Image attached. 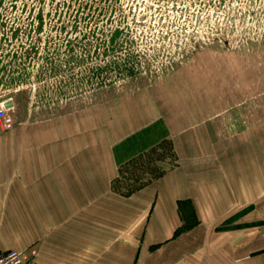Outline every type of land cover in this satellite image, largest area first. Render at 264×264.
<instances>
[{
  "label": "rangeland",
  "instance_id": "obj_1",
  "mask_svg": "<svg viewBox=\"0 0 264 264\" xmlns=\"http://www.w3.org/2000/svg\"><path fill=\"white\" fill-rule=\"evenodd\" d=\"M15 94L34 121L79 106L109 112L112 100L117 126L156 118L115 148L122 195L180 164L179 133L213 154L256 156L264 169V0H0V100ZM8 115L0 143L28 136ZM6 142L15 156L19 144ZM214 161L213 176L238 165ZM0 205V234L13 240L17 229L21 240L16 220L29 210ZM194 213L185 206V220Z\"/></svg>",
  "mask_w": 264,
  "mask_h": 264
},
{
  "label": "crops",
  "instance_id": "obj_2",
  "mask_svg": "<svg viewBox=\"0 0 264 264\" xmlns=\"http://www.w3.org/2000/svg\"><path fill=\"white\" fill-rule=\"evenodd\" d=\"M7 100L19 117L12 131L28 136L2 138L0 202L11 198L13 209L29 211L16 220L21 240L17 229L13 240L0 234L1 250L35 247L36 264H264V169L256 156L213 154L179 133L180 164L122 195L112 187L115 148L156 118L117 126L112 100L109 112L79 106L34 121L16 94ZM6 141L19 144L17 156ZM224 159L238 165L213 176V160ZM188 204L192 222L183 215Z\"/></svg>",
  "mask_w": 264,
  "mask_h": 264
},
{
  "label": "built area",
  "instance_id": "obj_3",
  "mask_svg": "<svg viewBox=\"0 0 264 264\" xmlns=\"http://www.w3.org/2000/svg\"><path fill=\"white\" fill-rule=\"evenodd\" d=\"M5 102L0 100V121L7 128L12 126V118L8 115V109L5 107ZM38 249L30 247L25 250H1L0 249V264H36Z\"/></svg>",
  "mask_w": 264,
  "mask_h": 264
},
{
  "label": "water",
  "instance_id": "obj_4",
  "mask_svg": "<svg viewBox=\"0 0 264 264\" xmlns=\"http://www.w3.org/2000/svg\"><path fill=\"white\" fill-rule=\"evenodd\" d=\"M5 107L7 108V109H9V108H11L12 107V100H7L5 103Z\"/></svg>",
  "mask_w": 264,
  "mask_h": 264
},
{
  "label": "trees",
  "instance_id": "obj_5",
  "mask_svg": "<svg viewBox=\"0 0 264 264\" xmlns=\"http://www.w3.org/2000/svg\"><path fill=\"white\" fill-rule=\"evenodd\" d=\"M144 186V185H143ZM142 187V186H141ZM141 187H139V188H141Z\"/></svg>",
  "mask_w": 264,
  "mask_h": 264
}]
</instances>
